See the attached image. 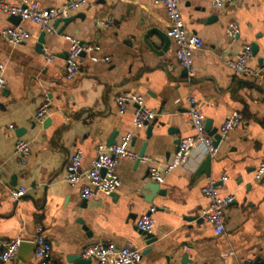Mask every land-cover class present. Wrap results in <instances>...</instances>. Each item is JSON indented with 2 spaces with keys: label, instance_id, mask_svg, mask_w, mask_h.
Masks as SVG:
<instances>
[{
  "label": "crops",
  "instance_id": "1",
  "mask_svg": "<svg viewBox=\"0 0 264 264\" xmlns=\"http://www.w3.org/2000/svg\"><path fill=\"white\" fill-rule=\"evenodd\" d=\"M36 1L43 7H60L70 0ZM178 6L187 32L203 42L193 56L191 79L179 67L175 46L166 35L165 10L153 0H89L70 14V23L60 22L55 34L45 33L41 52L37 45L42 31L30 22L15 25L30 33L24 43L11 44L0 35L6 83L0 89V251L13 239L33 243L35 228L41 225L51 246L50 264H69L67 256L82 257L85 246L103 241L117 247L129 241L141 253L138 264H239L246 259L264 264V177L254 179L264 160V0H243L221 9H215L211 0H185ZM108 17L112 29L97 26L98 19ZM230 21L239 24L236 39L225 33ZM9 26H14L9 16L0 13V33ZM150 30L160 32L167 43L154 33L146 36ZM62 35L98 46L95 55L109 61L82 57L79 74L67 80L68 42ZM244 43L253 47L248 66L256 76L223 65ZM121 93L141 96L156 115L153 122L135 129L132 105L118 113L114 99ZM190 97L217 132L234 112L242 122L218 143L207 165L203 150L193 149L187 166L173 169L157 187L148 177L149 166L170 161L179 141L193 133L186 114ZM43 100L49 101V112L42 122H35ZM87 117L92 122L84 125ZM126 132L132 134L130 150L151 162L122 159L117 167L121 185L115 192L80 199L78 187L65 181L70 155L80 149L81 169L87 170L98 144L113 145ZM18 138L30 147L24 165L14 155ZM203 170L216 182L220 195L234 196L225 208V231L219 236L198 220L207 204L200 192L207 176L196 174ZM19 186L27 193L16 202L9 192ZM151 205L156 207L155 240L149 243L135 221ZM85 260L95 264L94 259ZM3 264L38 263L34 249L26 247L17 261L14 257Z\"/></svg>",
  "mask_w": 264,
  "mask_h": 264
},
{
  "label": "built area",
  "instance_id": "2",
  "mask_svg": "<svg viewBox=\"0 0 264 264\" xmlns=\"http://www.w3.org/2000/svg\"><path fill=\"white\" fill-rule=\"evenodd\" d=\"M154 3L161 4L165 10L168 21L166 35L171 39L175 46V58L181 69H183L188 78L191 79L195 73L194 53L202 46V40L193 34H189L184 26L179 12V2L185 0H153ZM243 0H211L215 9H221L224 5L238 3ZM89 4V0H70L60 7H43L36 0H20L18 4H8L0 0V13L7 16H16L20 21H27L37 25L44 33L55 34L56 28L53 24L58 20L68 18L70 14L79 8ZM98 27L112 29L113 21L110 17L98 19ZM226 35L231 39H236L239 35V24L236 21H230L225 28ZM2 39L11 44H21L31 38L29 32L19 26H9L0 33ZM68 42V50L65 56L64 77L67 80L75 78L81 67L82 57H88L91 62L101 60L104 63L109 61L108 57L99 59L95 52L99 47L89 43H82L70 35H62ZM252 56V49L249 44L244 43L241 50L234 58L224 59V67L232 72L256 76L257 73L248 66V61ZM48 61H53L52 57H47ZM3 64H0V89L6 87L3 77ZM118 113L122 115L128 105L133 106L132 124L135 129H141L150 125L155 119V113L148 109L142 99L136 93H121L114 99ZM188 110L187 116L190 121L193 133L182 138L177 146L172 159L163 164H152L148 168V177L157 184L164 181V177L177 167L187 166L193 149L201 148L206 156L213 158L217 152V146L214 145L213 138L208 134L205 128V117L200 112L195 99H186ZM50 103L43 100L36 109L34 120L42 122L49 112ZM92 118L87 117L84 125H89ZM242 117L238 112L232 113L220 125L217 134L220 141L225 139L230 131L240 125ZM12 130L13 127L9 126ZM132 134L126 132L119 141L113 145L106 146L98 144L96 147L95 158L87 170L81 169L83 154L80 149L70 155L65 165V181L71 187H78L80 199L86 201L96 197L99 194L109 195L115 192L121 185L117 167L122 159H131L143 163H150L151 159L147 156H139L130 150ZM14 155L21 165L27 163L30 156L29 144L23 139H16L14 144ZM264 177V160L259 163L254 171V179L261 180ZM1 180V176H0ZM222 177L221 181H225ZM205 197L207 204L201 208L198 213L200 224H209L212 227L215 236L222 235L224 228L225 208L234 201V196L220 195L216 182L209 176L205 178V183L200 189ZM27 193V188L19 186L9 192L13 201H19ZM156 207L151 205L135 221L136 228L143 234H152L154 229L153 214ZM19 239L10 240L0 251V263L11 261L18 250ZM35 249L34 259L38 264H50L51 246L44 237V230L41 225L35 228ZM81 255L85 259H94L95 264H138L141 260V253L136 250L129 241L123 246L117 247L113 241H103L85 246ZM228 255H232L229 253ZM239 264H259L258 262L246 259Z\"/></svg>",
  "mask_w": 264,
  "mask_h": 264
},
{
  "label": "water",
  "instance_id": "3",
  "mask_svg": "<svg viewBox=\"0 0 264 264\" xmlns=\"http://www.w3.org/2000/svg\"><path fill=\"white\" fill-rule=\"evenodd\" d=\"M9 20H10L11 23L14 24V25H17V24L20 22V19H19L18 17H16V16H10V17H9ZM71 20H72V18H70V17L65 18V19H63V20H58V21H56V22L53 24V27H54V28H57V26H58V24H59L60 22H63V23L66 25V24L70 23ZM60 33H61V31H60ZM150 33H154V34L157 36L158 39H160L162 42H164V44L167 43V40H168V39H166L165 36H163L160 32H158V31H156V30H150V31H148V32L146 33V36H149ZM44 35H45V33L42 32V33L40 34L39 38H38L37 51H40V52H41V50H42V45H43V43H44ZM151 46H152V45H149V47H150L151 49H153V47H151ZM251 49H252V54H253V47H251ZM205 128H206L208 134L213 138L214 145L217 146L218 143L220 142V137H219V135L217 134V130H216V129H211V127H210V122H209V121H206V122H205ZM150 131H151V126H149V127H148V130H147V135H148V136L150 135ZM108 146H109V145H108ZM139 156L141 157V156H143V154L140 153ZM209 161H210V157L207 156V157L205 158L203 164H204V165H207V164L209 163ZM137 163H139V161H137ZM196 174H205L206 176H209V175H208L209 173H208L207 170H206V171H204V170H203V171H199V172L196 173ZM152 183H153L155 186L158 187L157 183H155L154 181H152ZM159 194H164V192H163V191H159ZM144 235H146V239L148 240L149 243L154 242L155 239H154V237H153L152 234H144ZM26 247H29V248L32 247L33 249H35V242H33V243H31V244L28 245L25 241H21L20 244H19L18 250H17V252H16L15 261H17L18 257L20 256V252H21V250L24 249V248H26ZM66 262H68L69 264H88V260L83 259V258H82L81 256H79V255H69V256H67V257H66Z\"/></svg>",
  "mask_w": 264,
  "mask_h": 264
}]
</instances>
